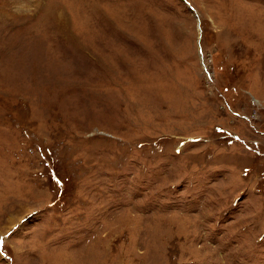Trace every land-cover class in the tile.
Returning <instances> with one entry per match:
<instances>
[{
	"label": "rangeland",
	"instance_id": "rangeland-1",
	"mask_svg": "<svg viewBox=\"0 0 264 264\" xmlns=\"http://www.w3.org/2000/svg\"><path fill=\"white\" fill-rule=\"evenodd\" d=\"M0 264H264V0H0Z\"/></svg>",
	"mask_w": 264,
	"mask_h": 264
}]
</instances>
